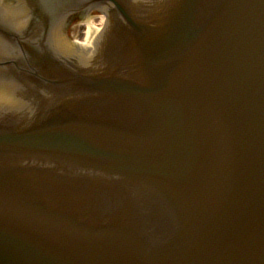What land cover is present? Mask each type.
I'll list each match as a JSON object with an SVG mask.
<instances>
[{"label":"water","instance_id":"obj_1","mask_svg":"<svg viewBox=\"0 0 264 264\" xmlns=\"http://www.w3.org/2000/svg\"><path fill=\"white\" fill-rule=\"evenodd\" d=\"M90 1L0 72V264H264V0Z\"/></svg>","mask_w":264,"mask_h":264},{"label":"flooded vegetation","instance_id":"obj_2","mask_svg":"<svg viewBox=\"0 0 264 264\" xmlns=\"http://www.w3.org/2000/svg\"><path fill=\"white\" fill-rule=\"evenodd\" d=\"M89 6L73 5V11L70 12L62 21L60 34L69 37V27L74 25L76 21L83 18L85 15L100 12L97 4L89 2ZM45 0H0V60L9 58L13 61L23 62L22 46L16 42L12 43L6 39L2 31L10 30L14 33L26 32L37 36L38 23L42 22L46 25L48 19L37 17V11L40 6H45ZM23 26L25 28L23 29ZM44 29V28H43ZM19 46V47H18ZM13 67L9 68V72H13ZM1 70V68H0ZM7 68H5V71ZM1 72V71H0ZM4 79L3 77L1 78Z\"/></svg>","mask_w":264,"mask_h":264}]
</instances>
